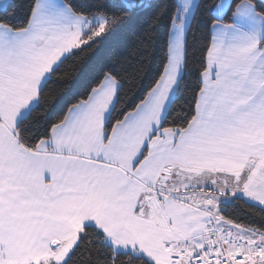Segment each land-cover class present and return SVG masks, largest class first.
Returning <instances> with one entry per match:
<instances>
[{"label": "snow or ice", "instance_id": "obj_1", "mask_svg": "<svg viewBox=\"0 0 264 264\" xmlns=\"http://www.w3.org/2000/svg\"><path fill=\"white\" fill-rule=\"evenodd\" d=\"M0 264H264V0H0Z\"/></svg>", "mask_w": 264, "mask_h": 264}, {"label": "trees", "instance_id": "obj_2", "mask_svg": "<svg viewBox=\"0 0 264 264\" xmlns=\"http://www.w3.org/2000/svg\"><path fill=\"white\" fill-rule=\"evenodd\" d=\"M69 71H71L70 67H69Z\"/></svg>", "mask_w": 264, "mask_h": 264}]
</instances>
